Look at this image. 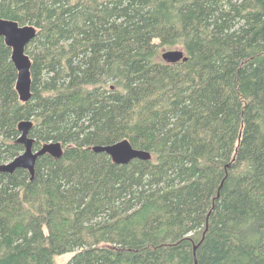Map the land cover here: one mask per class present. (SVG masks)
<instances>
[{
    "label": "trees",
    "instance_id": "trees-1",
    "mask_svg": "<svg viewBox=\"0 0 264 264\" xmlns=\"http://www.w3.org/2000/svg\"><path fill=\"white\" fill-rule=\"evenodd\" d=\"M32 26L21 102L0 37V264H264V0H0ZM187 61L167 64L162 50ZM128 140L152 160L93 151Z\"/></svg>",
    "mask_w": 264,
    "mask_h": 264
},
{
    "label": "water",
    "instance_id": "water-1",
    "mask_svg": "<svg viewBox=\"0 0 264 264\" xmlns=\"http://www.w3.org/2000/svg\"><path fill=\"white\" fill-rule=\"evenodd\" d=\"M37 31L32 26H20L11 20H0V37H3L6 45L12 50V61L18 72L16 89L22 102H28L31 98V67L32 61L27 54V48L33 42ZM161 59L167 64H178L187 61L186 53L183 50L165 51ZM33 122L22 121L18 130L21 133L18 142L24 146V152L13 161L0 166L1 173L13 174L18 169L27 170L32 178L35 174L37 160L45 155L62 158L64 154L61 143H47L39 150L35 149V140L30 137ZM94 152L106 153L114 164L127 165L134 160L150 161L151 153L133 148L128 140L110 146H96Z\"/></svg>",
    "mask_w": 264,
    "mask_h": 264
},
{
    "label": "rangeland",
    "instance_id": "rangeland-1",
    "mask_svg": "<svg viewBox=\"0 0 264 264\" xmlns=\"http://www.w3.org/2000/svg\"><path fill=\"white\" fill-rule=\"evenodd\" d=\"M164 50H162L160 53H163ZM72 255H66V256H62V257H58L55 260V264H67L69 259L71 258Z\"/></svg>",
    "mask_w": 264,
    "mask_h": 264
},
{
    "label": "bare ground",
    "instance_id": "bare-ground-1",
    "mask_svg": "<svg viewBox=\"0 0 264 264\" xmlns=\"http://www.w3.org/2000/svg\"><path fill=\"white\" fill-rule=\"evenodd\" d=\"M22 102V101H21Z\"/></svg>",
    "mask_w": 264,
    "mask_h": 264
}]
</instances>
